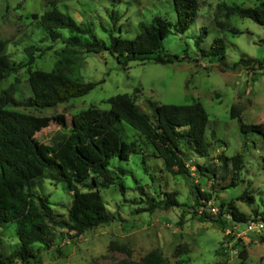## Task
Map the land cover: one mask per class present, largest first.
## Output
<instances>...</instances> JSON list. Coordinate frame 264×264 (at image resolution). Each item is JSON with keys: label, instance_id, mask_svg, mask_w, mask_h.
Instances as JSON below:
<instances>
[{"label": "rangeland", "instance_id": "1", "mask_svg": "<svg viewBox=\"0 0 264 264\" xmlns=\"http://www.w3.org/2000/svg\"><path fill=\"white\" fill-rule=\"evenodd\" d=\"M198 1L197 17L189 28L184 33H171L163 40L166 51L179 56L186 54L189 59L167 64L152 60L129 61L124 66L108 51L95 53L64 48L61 39L52 40L44 32L36 17L45 10L57 8L77 22L92 23L97 35L108 41L107 29L115 28L112 16L117 27L112 30L113 34L125 38L134 36L139 21L149 22L154 15L174 23L176 14L172 0H0V54L8 55L15 63L28 60V49L34 56L33 63L0 81V91L12 85L17 99L26 98L31 94L28 68L50 70L61 53H70L81 60L78 70L85 81L103 79L86 94L51 107H14L44 119L34 138L45 151L50 136L63 130L58 115L64 117L68 126L73 114L90 106L107 109L106 99L121 93L129 94L149 113L152 112L150 101L186 104L199 100L209 119L205 131L208 156L185 155L186 174L172 175L165 171L162 159L153 157L145 145L128 161L112 159L109 168L115 183L100 191L116 220L70 238H62V230L52 227L54 237L50 248L39 243L33 245L40 255L39 264H145L142 258L153 250L163 257L160 264L176 261L236 264L241 251L245 252L248 264H264L263 234L244 233L245 222L224 218L226 223L221 224L218 214L207 212V218L195 214L201 191L209 195L218 208L220 203L226 206L232 202L248 219L257 217V213L264 216V141L259 134L249 132L243 147L245 139L239 120L230 116V109L235 105L240 109L243 122L264 121V69L257 68L253 62L238 64L234 69L220 66L222 62L230 65L240 57L264 58V25L235 14L226 17L223 7L232 4L250 7L264 0ZM219 22L224 27L219 26ZM202 26L207 29L206 45L214 37L224 39V60H193L197 53L194 36ZM62 34L67 35L66 31ZM123 127L129 138H133L132 128L127 124ZM146 153L149 154L145 157ZM220 153L226 156L240 153L244 160L237 184L226 189L217 184V181L225 182L214 178L210 171L196 167L199 164L217 168L216 156ZM89 182L90 179L83 184ZM120 183L125 187L124 194L120 192ZM83 184L79 188L86 190ZM139 186L160 201V206L150 210L149 200ZM36 190L49 194L55 213L66 216L72 194L61 182L43 177L37 182ZM244 191L246 196L252 197L251 202L240 198ZM166 193H174L177 204L165 208ZM228 228L232 233H228ZM17 244L14 227L0 226V252L9 254ZM121 246L125 247L124 251L119 249ZM14 264L23 263L17 260Z\"/></svg>", "mask_w": 264, "mask_h": 264}, {"label": "trees", "instance_id": "2", "mask_svg": "<svg viewBox=\"0 0 264 264\" xmlns=\"http://www.w3.org/2000/svg\"><path fill=\"white\" fill-rule=\"evenodd\" d=\"M172 1L176 14L174 23L154 15L149 22L139 21L134 36L125 38L113 34L112 30L117 27L116 19L112 16V26L115 28L107 29L108 41L97 35L92 23L77 22L70 14L57 8L45 10L36 18L52 40L61 39L64 48L95 53L108 51L124 66L129 61L146 60L167 64L189 59L186 54L179 56L166 51L163 40L171 33H184L196 19L199 8L198 0ZM223 7L226 17L235 14L264 25V1L250 7L236 4ZM218 24L224 27L223 23ZM101 27L106 30L103 25ZM62 31H66L67 35L63 36ZM206 35L207 29L202 26L194 36L197 53L193 60H224V39L214 37L206 45ZM27 54L28 60L25 63H15L8 55L0 54V81L20 67L33 63L34 56L30 49ZM80 61L70 53H61L50 70L28 68L31 94L24 99L16 98L12 85L0 91V226L12 225L18 238L17 246L9 254L0 252V264H14L17 260L23 264L31 261L39 264L40 255L33 245L39 243L44 248H50L54 237L52 227L62 230V238H70L102 223L116 220L114 213L107 209L100 191L115 183L109 168L112 159L128 161L132 154L141 152L145 145L150 148L153 157L162 159L165 171L172 175H183L188 172L185 155L208 156L209 142L205 131L209 119L201 101L186 104L150 101L148 104L152 112L149 113L142 110L127 93L108 97L107 109L90 106L73 114L68 126L64 117L58 115L63 130H57L50 136V144L45 151L34 138L36 129L42 126L44 119L14 107H51L82 96L103 82V79L85 81L79 74ZM251 62L257 68L264 69V58L254 57H240L230 65L222 62L220 66L234 69L238 64ZM240 115V109L232 106L230 116L239 120V128L245 139L243 147L247 144L249 132L259 134L264 141V121L245 123ZM124 124L132 128L133 138H129L125 132ZM211 133L214 139V133ZM216 160L217 168L210 169L199 164L196 167L200 171H210L214 178L225 182L217 181L222 189L235 186L244 166L242 154L226 156L220 153ZM43 177L61 182L64 189L72 194L66 216L55 213L49 194L36 190L37 182ZM88 179L90 182L83 184ZM81 184L87 189L81 190ZM124 190V185L120 183L122 194ZM139 190L149 200L150 210L160 206V201L150 197L142 186H139ZM208 196L199 191L197 206L202 205L200 200H208ZM240 198L252 201V197L246 196L245 191ZM175 204L177 201L174 193H166L163 206L167 208ZM224 213H230L231 220L236 222L248 220V216L240 212L232 202L226 206L220 203L218 220L221 224L226 223ZM195 214H198L197 211ZM256 215L264 220L261 213ZM207 217V212L199 214V218ZM261 240L264 242V234ZM119 249L124 251L125 247ZM142 261L145 264H160L163 257L153 250ZM173 264L185 262L176 261ZM236 264H248L244 251L239 253Z\"/></svg>", "mask_w": 264, "mask_h": 264}, {"label": "built area", "instance_id": "3", "mask_svg": "<svg viewBox=\"0 0 264 264\" xmlns=\"http://www.w3.org/2000/svg\"><path fill=\"white\" fill-rule=\"evenodd\" d=\"M202 205L197 206V213L202 214L203 212H208L211 214H218L219 208L215 205L213 200H203ZM224 218L232 219L230 213H224ZM246 228L244 233L247 232H256L260 234H264V220L260 218V216L249 218L246 222ZM232 233L228 228V233Z\"/></svg>", "mask_w": 264, "mask_h": 264}]
</instances>
